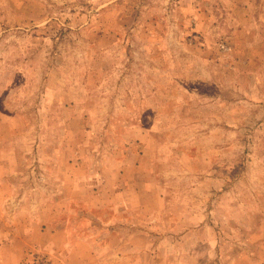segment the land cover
<instances>
[{"label":"rangeland","instance_id":"rangeland-1","mask_svg":"<svg viewBox=\"0 0 264 264\" xmlns=\"http://www.w3.org/2000/svg\"><path fill=\"white\" fill-rule=\"evenodd\" d=\"M1 215L0 264L51 219L97 264H264V0H0Z\"/></svg>","mask_w":264,"mask_h":264},{"label":"crops","instance_id":"crops-1","mask_svg":"<svg viewBox=\"0 0 264 264\" xmlns=\"http://www.w3.org/2000/svg\"><path fill=\"white\" fill-rule=\"evenodd\" d=\"M1 219H3V215H1ZM51 222L52 219L39 221V223L27 224L24 229L22 228L23 230L21 229L23 239L30 247L17 249L15 253L16 262L13 264H25L28 259L34 260L36 257L34 252L46 255L47 261H50L51 264H97L95 255L88 252L85 244L70 245L67 234L62 230L52 229L50 227ZM11 237L12 232L7 231L2 239L10 240ZM1 248L14 249L15 246L13 243L0 244Z\"/></svg>","mask_w":264,"mask_h":264}]
</instances>
